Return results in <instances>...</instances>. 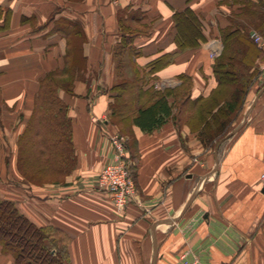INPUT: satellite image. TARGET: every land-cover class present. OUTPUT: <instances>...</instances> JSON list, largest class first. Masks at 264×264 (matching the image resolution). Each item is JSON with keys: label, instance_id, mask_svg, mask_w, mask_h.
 Segmentation results:
<instances>
[{"label": "crops", "instance_id": "crops-1", "mask_svg": "<svg viewBox=\"0 0 264 264\" xmlns=\"http://www.w3.org/2000/svg\"><path fill=\"white\" fill-rule=\"evenodd\" d=\"M0 7L8 15L0 20V199L37 227L60 229L66 264H180L185 254L198 264H264V87H252L226 136L238 132L219 150V141L210 149L197 137L193 122L196 102L219 86L212 54L223 52L222 32L248 36L246 61L260 76L264 54L252 35L264 38V0H0ZM50 76L73 80L71 92L57 93L68 106L73 160L64 183L38 186L20 170V141ZM120 81L133 84L118 103L128 137L111 117ZM165 91L188 93L183 113L143 132L132 118ZM110 133L127 139L137 190L123 213L98 189L113 159ZM0 264H16L1 247Z\"/></svg>", "mask_w": 264, "mask_h": 264}, {"label": "trees", "instance_id": "trees-1", "mask_svg": "<svg viewBox=\"0 0 264 264\" xmlns=\"http://www.w3.org/2000/svg\"><path fill=\"white\" fill-rule=\"evenodd\" d=\"M7 17L6 11L0 7V20ZM222 39L224 49L214 64L218 89L209 99L196 102L199 109L193 118L199 126L203 143L210 147H215L218 140L231 130L259 76L257 70L251 71L250 62L246 61L251 46L248 36L224 31ZM81 50L80 47L72 49L77 60ZM72 84V79H59L58 76H50L42 82L28 136L20 141L19 167L29 182L34 183L32 179L38 177L61 179L72 167L71 120L68 106L57 95L60 88L71 92ZM132 87L129 81H120L115 87L118 91L116 102L111 105L114 124H117L116 117L125 116L123 105L118 103ZM172 97L175 101L171 103ZM187 100V92L160 93L155 102L139 110L132 118L133 123L143 132H152L167 120L177 121ZM26 165L34 167L33 174L28 173ZM0 247L14 258L16 264H66L69 259L68 240L60 229L37 227L13 202L3 199H0Z\"/></svg>", "mask_w": 264, "mask_h": 264}, {"label": "built area", "instance_id": "built-area-1", "mask_svg": "<svg viewBox=\"0 0 264 264\" xmlns=\"http://www.w3.org/2000/svg\"><path fill=\"white\" fill-rule=\"evenodd\" d=\"M255 44L259 46L264 54V38L258 33L252 35ZM214 58L220 56L219 51L212 54ZM260 88L264 87V64L260 67V76L257 82ZM109 141L113 149L112 162L100 173L98 178V189L111 196L115 209L123 213L137 198L135 181L131 172V160L129 157L127 139L118 134L110 133ZM264 180V175H263ZM180 264H198L196 260L191 261L188 254L181 257Z\"/></svg>", "mask_w": 264, "mask_h": 264}, {"label": "rangeland", "instance_id": "rangeland-1", "mask_svg": "<svg viewBox=\"0 0 264 264\" xmlns=\"http://www.w3.org/2000/svg\"><path fill=\"white\" fill-rule=\"evenodd\" d=\"M187 32H189L188 30H187ZM114 121L117 123V124H119V126H122V123H125V120L124 119H121V117H116L115 119H114ZM195 127H197V128H199V126H197V123H195ZM123 130H124V133L123 134H125L124 136L125 137H128V135L130 136V135H132V133H131V130H130V127H121ZM193 129H194V125H193V127H192ZM200 132V131H199ZM198 132V134L199 135H197V137L199 138V139H201V137H199L200 136V133ZM123 137V136H122ZM223 138H221L220 140H222ZM220 140H218V141H220ZM226 145V144H225ZM210 149H212V147H210ZM194 162L195 163H197V162H199V159L198 158H195V160H194ZM56 180H51V179H49V178H46V177H38L36 180H33L32 179V181L36 184V185H38V186H44V185H46V184H62V183H64L65 182V180H66V177H63V178H59V177H57V178H55ZM59 179V180H58ZM50 180V181H49ZM58 180V181H57ZM136 185V184H135Z\"/></svg>", "mask_w": 264, "mask_h": 264}, {"label": "water", "instance_id": "water-1", "mask_svg": "<svg viewBox=\"0 0 264 264\" xmlns=\"http://www.w3.org/2000/svg\"><path fill=\"white\" fill-rule=\"evenodd\" d=\"M238 132V129L233 131L232 133H230L229 135H227L226 137H224L221 141H219L218 145H217V150L220 149V147L229 139H231L236 133ZM263 193H264V189H263Z\"/></svg>", "mask_w": 264, "mask_h": 264}, {"label": "bare ground", "instance_id": "bare-ground-1", "mask_svg": "<svg viewBox=\"0 0 264 264\" xmlns=\"http://www.w3.org/2000/svg\"><path fill=\"white\" fill-rule=\"evenodd\" d=\"M186 28H187V30H188L189 32H191L189 26L186 25ZM191 29H192V28H191ZM192 31H193V30H192ZM193 33H194V32H193ZM190 34H191V33H190Z\"/></svg>", "mask_w": 264, "mask_h": 264}]
</instances>
